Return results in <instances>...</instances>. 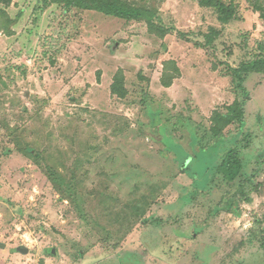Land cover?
Masks as SVG:
<instances>
[{
    "label": "rangeland",
    "instance_id": "obj_1",
    "mask_svg": "<svg viewBox=\"0 0 264 264\" xmlns=\"http://www.w3.org/2000/svg\"><path fill=\"white\" fill-rule=\"evenodd\" d=\"M147 1L170 33L38 0L7 8L0 264H264V72L244 74V125L199 145L240 92L231 67L264 56V0H229L230 23L200 0ZM211 28L216 52L178 34ZM232 148L243 167L229 181Z\"/></svg>",
    "mask_w": 264,
    "mask_h": 264
},
{
    "label": "trees",
    "instance_id": "obj_2",
    "mask_svg": "<svg viewBox=\"0 0 264 264\" xmlns=\"http://www.w3.org/2000/svg\"><path fill=\"white\" fill-rule=\"evenodd\" d=\"M43 8L54 4L61 5L66 9H83L92 10L103 13L108 16H114L131 21H145L152 32H156L162 36L170 33L168 27L163 26L158 22L157 8L150 4L147 0L132 1V0H38ZM15 0H0V32L7 35H12L13 26L17 23V18L13 19L7 8H9ZM202 6L211 7L218 11L222 20L230 23L236 19L237 11L235 3L229 0H200ZM179 37L184 41L193 43L195 46L205 49L206 51L216 52L223 44L224 30L211 28L208 32H178ZM234 82L240 90L233 104L226 107L225 112L215 110L213 116V125L206 131L202 139H199V145L202 149H208L216 146L219 141L224 140V132L226 128L234 123H239L241 126L245 122L247 99V89L244 86V74L250 72H264V56L253 57L250 62L243 63L239 67H231ZM177 74L180 73L176 68ZM177 77V76H176ZM176 77H168L165 75L164 84L170 86L173 79ZM124 75L121 70L116 76V82L113 85V92L119 96H124L123 92ZM246 95V96H245ZM210 137V142L207 145L203 144V139ZM242 159L239 156V150L232 148L224 157L220 170L224 177L233 181L239 176L242 171Z\"/></svg>",
    "mask_w": 264,
    "mask_h": 264
},
{
    "label": "crops",
    "instance_id": "obj_3",
    "mask_svg": "<svg viewBox=\"0 0 264 264\" xmlns=\"http://www.w3.org/2000/svg\"><path fill=\"white\" fill-rule=\"evenodd\" d=\"M102 259V258H101ZM104 259H108V258H104ZM104 259H102V261L101 262H104V261H106V260H104ZM99 262V261H98ZM94 264H96V262L94 263Z\"/></svg>",
    "mask_w": 264,
    "mask_h": 264
},
{
    "label": "water",
    "instance_id": "obj_4",
    "mask_svg": "<svg viewBox=\"0 0 264 264\" xmlns=\"http://www.w3.org/2000/svg\"><path fill=\"white\" fill-rule=\"evenodd\" d=\"M23 251L28 252V248H24Z\"/></svg>",
    "mask_w": 264,
    "mask_h": 264
}]
</instances>
